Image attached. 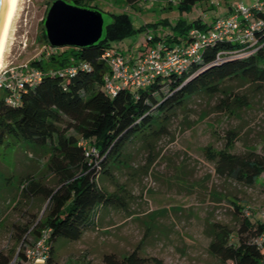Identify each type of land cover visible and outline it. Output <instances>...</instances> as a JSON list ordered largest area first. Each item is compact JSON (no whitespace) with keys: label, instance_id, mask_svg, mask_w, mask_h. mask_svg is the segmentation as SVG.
Here are the masks:
<instances>
[{"label":"rangeland","instance_id":"obj_1","mask_svg":"<svg viewBox=\"0 0 264 264\" xmlns=\"http://www.w3.org/2000/svg\"><path fill=\"white\" fill-rule=\"evenodd\" d=\"M254 1L212 0V5L211 1L201 2L189 11H180L175 2L174 8H168L169 0H139L133 5L127 0H91L84 8L100 11L104 26L110 24L111 13L129 16L136 32L112 45L128 56L143 54L140 51L150 38L176 33L174 27L179 22H211L228 8L238 4L250 7ZM51 2H17L0 70L13 71L15 78H9L12 86L18 84L22 73L30 75L27 68L31 61L51 52L43 38ZM222 89L228 99L235 97L244 105L226 110V105L220 104L224 99L221 94L194 96L175 112L166 134L147 142L134 141L124 151V166L113 169L109 178L99 176L100 188L117 195L123 206L98 210L96 227L79 241L59 242L57 264H105L108 256L121 260L134 251L154 259L155 264H222L208 250L219 225L234 234L240 215L264 223L263 175L250 188L239 186L219 178L206 157V149L217 152L229 141L231 153L250 151L264 156V87L228 82ZM66 133L85 145L73 130ZM49 153L48 148L26 152L14 146L0 148V253L5 256L15 258L22 230L45 219L47 201L23 198L18 180L31 175L55 188L56 180L47 170ZM92 155L97 157L94 150ZM234 203L242 207L240 214ZM47 231L42 229L39 237L33 234L30 238L33 245L26 247L30 260L24 264L44 262ZM10 264L16 263L12 260Z\"/></svg>","mask_w":264,"mask_h":264},{"label":"trees","instance_id":"obj_2","mask_svg":"<svg viewBox=\"0 0 264 264\" xmlns=\"http://www.w3.org/2000/svg\"><path fill=\"white\" fill-rule=\"evenodd\" d=\"M71 1L72 5L84 8L91 0ZM138 1L127 0L129 5ZM209 1L212 5V0H169L168 8H174L175 2L180 11H189L196 4ZM256 1L260 8L253 4L248 7L249 21L260 22L259 29L253 32V41L217 38L200 49L198 58L183 75L171 72L157 77L147 88H124L111 96L104 89V79L111 73L103 55L113 51L124 56L112 45L136 32L127 14L111 13V22L104 27L102 38L85 48H52L43 31L51 52L42 53L41 58L29 63L30 81L22 82L20 88L16 84L10 88L0 87V148L14 146L25 152L48 148L47 170L56 180V187L48 188L31 175L18 180L23 198L47 201L46 215L43 222L35 220L22 230L20 251L15 258L0 253V264H10L12 260L16 264L27 263L30 257L26 247L33 245L30 238L33 234L39 237L42 229L48 230L44 263L57 264L59 242L79 241L96 227L94 219L98 210L123 206L117 195L100 188L99 176L109 178L113 169L124 166V151L134 141L147 142L166 134L175 112L184 108L192 97L221 94L224 99L220 104L231 110L235 104L242 107L244 103L235 97L228 99L229 95L222 89L224 83L242 82L255 88L264 87V0ZM231 11L229 9L218 17L227 16ZM218 17L211 22L201 19L190 24L179 22L174 27L176 33L164 38H150L140 51L143 54H130L142 58L149 47L152 49L157 44L165 48L176 44L188 47L194 42L191 31L208 35ZM247 22H239L240 28L247 26ZM220 52L232 55L216 64ZM67 130H73L85 145H79L77 137L66 135ZM231 143L227 142L217 152L206 149L214 173L223 180L247 188L252 187L262 174L260 186L264 190V156L250 151L231 153ZM92 150L97 157L92 155ZM233 207L240 214L242 207L236 203ZM262 236L264 223L260 219L251 221L240 215L239 229L234 234L226 226L219 225L214 230L208 250L222 264H264V242L258 243ZM105 262L157 263L137 251L121 260L108 256Z\"/></svg>","mask_w":264,"mask_h":264},{"label":"built area","instance_id":"obj_3","mask_svg":"<svg viewBox=\"0 0 264 264\" xmlns=\"http://www.w3.org/2000/svg\"><path fill=\"white\" fill-rule=\"evenodd\" d=\"M154 1V0H153ZM215 2V0H214ZM260 4L255 0L253 7L260 8ZM250 20L248 7L241 4L236 5L230 14L218 17L212 24V28L207 35H203L196 30H192L193 44L185 47L181 44L165 48L162 44L150 49L148 53L140 57L131 55L122 56L113 51H107L103 58L110 67V76L106 77L104 89L108 95H115L120 89H144L150 86L157 77H164L168 73L174 72L183 75L195 58H198L200 49L217 38H227L230 41H253V32L258 30L260 22ZM241 21H248L244 28H240ZM232 55L230 52H220L216 58V64ZM73 73V71H70ZM25 75L19 78L17 87H22V82H29L31 79ZM15 78L13 71H0V87L10 88L9 78ZM14 87V86H13ZM264 237L258 239V243H263ZM29 257V255H28Z\"/></svg>","mask_w":264,"mask_h":264},{"label":"water","instance_id":"obj_4","mask_svg":"<svg viewBox=\"0 0 264 264\" xmlns=\"http://www.w3.org/2000/svg\"><path fill=\"white\" fill-rule=\"evenodd\" d=\"M12 0H0V42ZM47 42L52 48H85L103 36L104 19L100 11L81 8L64 0H55L48 8L43 22ZM33 264H45L36 261Z\"/></svg>","mask_w":264,"mask_h":264},{"label":"bare ground","instance_id":"obj_5","mask_svg":"<svg viewBox=\"0 0 264 264\" xmlns=\"http://www.w3.org/2000/svg\"><path fill=\"white\" fill-rule=\"evenodd\" d=\"M17 2H18V0H12L11 1V6H10L8 18H7V24L4 28L3 35L1 38V42H0V70L3 66V52H4V48L6 46L5 44L7 41V36H8L9 30H10V26H11L13 17H14L15 12H16Z\"/></svg>","mask_w":264,"mask_h":264},{"label":"crops","instance_id":"obj_6","mask_svg":"<svg viewBox=\"0 0 264 264\" xmlns=\"http://www.w3.org/2000/svg\"><path fill=\"white\" fill-rule=\"evenodd\" d=\"M228 11H229V8L227 9V11H225V12L219 14V16H220V15H223V14H225V13H227ZM129 55H131V54H129Z\"/></svg>","mask_w":264,"mask_h":264}]
</instances>
